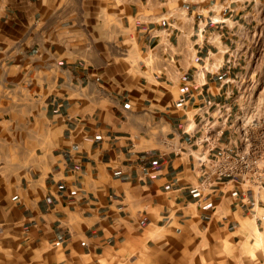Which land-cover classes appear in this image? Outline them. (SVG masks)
I'll return each mask as SVG.
<instances>
[{"label":"crops","instance_id":"1","mask_svg":"<svg viewBox=\"0 0 264 264\" xmlns=\"http://www.w3.org/2000/svg\"><path fill=\"white\" fill-rule=\"evenodd\" d=\"M251 2L0 0V264H173L254 214L193 156Z\"/></svg>","mask_w":264,"mask_h":264},{"label":"rangeland","instance_id":"2","mask_svg":"<svg viewBox=\"0 0 264 264\" xmlns=\"http://www.w3.org/2000/svg\"><path fill=\"white\" fill-rule=\"evenodd\" d=\"M234 74L227 83L235 108L264 113V0L248 6L246 28L237 31L229 49ZM248 214L236 229L213 230L183 240V251L171 253L173 264H264V209ZM180 242V241H179ZM167 244H170L169 242ZM181 250V249H180ZM169 264V263H168Z\"/></svg>","mask_w":264,"mask_h":264},{"label":"built area","instance_id":"3","mask_svg":"<svg viewBox=\"0 0 264 264\" xmlns=\"http://www.w3.org/2000/svg\"><path fill=\"white\" fill-rule=\"evenodd\" d=\"M231 92L199 115L194 140L199 153L193 156L201 187L233 183L240 191V205L256 214L264 191V113L236 109Z\"/></svg>","mask_w":264,"mask_h":264}]
</instances>
